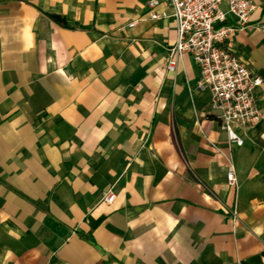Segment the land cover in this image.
<instances>
[{
  "label": "crops",
  "instance_id": "obj_1",
  "mask_svg": "<svg viewBox=\"0 0 264 264\" xmlns=\"http://www.w3.org/2000/svg\"><path fill=\"white\" fill-rule=\"evenodd\" d=\"M144 2L0 0V264H264V0L226 44L260 84L228 152Z\"/></svg>",
  "mask_w": 264,
  "mask_h": 264
},
{
  "label": "built area",
  "instance_id": "obj_2",
  "mask_svg": "<svg viewBox=\"0 0 264 264\" xmlns=\"http://www.w3.org/2000/svg\"><path fill=\"white\" fill-rule=\"evenodd\" d=\"M144 11L151 22L170 19L174 28L173 45L169 56L184 55L196 71L195 89L207 94V110L216 128L223 133L225 150L237 149L241 143L239 132L250 129L260 119L253 91L260 85L248 76L244 64L226 47L227 40L244 24L251 7L247 0H145ZM161 7L169 12L154 14ZM130 24L125 28H130ZM174 62L166 60L163 71L171 74ZM214 154L223 156L216 147ZM223 183L234 185V173L227 165ZM112 196L107 191L99 202L107 205ZM229 221H233L230 212Z\"/></svg>",
  "mask_w": 264,
  "mask_h": 264
}]
</instances>
